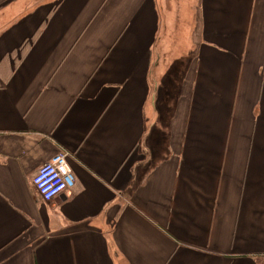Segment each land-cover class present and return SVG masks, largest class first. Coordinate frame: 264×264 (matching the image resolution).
Segmentation results:
<instances>
[{"label": "crops", "instance_id": "0c3cea01", "mask_svg": "<svg viewBox=\"0 0 264 264\" xmlns=\"http://www.w3.org/2000/svg\"><path fill=\"white\" fill-rule=\"evenodd\" d=\"M0 264H264V0H0Z\"/></svg>", "mask_w": 264, "mask_h": 264}, {"label": "built area", "instance_id": "2783aa9c", "mask_svg": "<svg viewBox=\"0 0 264 264\" xmlns=\"http://www.w3.org/2000/svg\"><path fill=\"white\" fill-rule=\"evenodd\" d=\"M69 155L60 152L44 163L32 178V185L44 202L51 203L75 184V177L68 165Z\"/></svg>", "mask_w": 264, "mask_h": 264}]
</instances>
